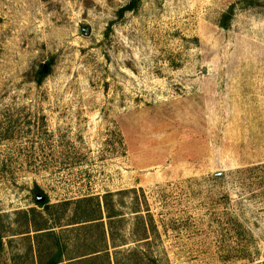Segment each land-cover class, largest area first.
Returning a JSON list of instances; mask_svg holds the SVG:
<instances>
[{
    "label": "rangeland",
    "instance_id": "1",
    "mask_svg": "<svg viewBox=\"0 0 264 264\" xmlns=\"http://www.w3.org/2000/svg\"><path fill=\"white\" fill-rule=\"evenodd\" d=\"M130 2L0 0V264L90 253L74 203L131 190L113 260L264 264V0Z\"/></svg>",
    "mask_w": 264,
    "mask_h": 264
},
{
    "label": "trees",
    "instance_id": "2",
    "mask_svg": "<svg viewBox=\"0 0 264 264\" xmlns=\"http://www.w3.org/2000/svg\"><path fill=\"white\" fill-rule=\"evenodd\" d=\"M139 0H131V2L122 7L118 11V15L122 17L127 12H132ZM233 9L231 8L229 13H232ZM41 74L45 75L44 70H41ZM129 193L137 194V190L131 191H120L117 193H107L100 198H85L76 201L74 216H75V225L73 227V231L81 236L83 233H87L90 230L97 231V238L94 239L92 246L93 251L90 253H86L84 255L73 257L69 259H64L65 252L67 250V246L61 243V239L58 235H56L55 231H51L52 228H47L44 230H48L47 232L41 233L46 234L42 236H51L55 238V248H57V252L55 257L49 259L45 264H63L66 261L67 264H96L99 259H104L106 264H121L117 255L120 252L115 253L114 260L110 254L111 248H119L121 246H125L128 243L122 241L121 244H116V224L121 221H116L117 217H120L121 211H119V207H123L125 202L123 200V196ZM118 197V200L115 198ZM37 203L42 207L45 206L47 210L50 208L62 207L66 206L69 203H63V205H48L47 200L37 201ZM132 213L137 214L136 219L138 221V232H139V240L135 242L144 241L142 246L150 247V239L151 235L157 232V225L154 222L152 215L150 214L149 205L146 199H144V205L146 207V212L149 215V222H147L142 214V203L138 196L135 197L133 202L131 203ZM73 224V225H74ZM42 231V230H37ZM80 240V238H79ZM2 247V243L0 244V248ZM130 252H123V256L126 258V262L132 264L133 262H137V264H157V261L149 255V252H139V248L129 250ZM114 261V263H113Z\"/></svg>",
    "mask_w": 264,
    "mask_h": 264
},
{
    "label": "water",
    "instance_id": "3",
    "mask_svg": "<svg viewBox=\"0 0 264 264\" xmlns=\"http://www.w3.org/2000/svg\"><path fill=\"white\" fill-rule=\"evenodd\" d=\"M90 32H91V29L90 28H87L86 29V35H90ZM47 71V67L45 66L44 67V72H46ZM44 199L42 198V197H38L37 198V201H43ZM0 243H1V241H0Z\"/></svg>",
    "mask_w": 264,
    "mask_h": 264
}]
</instances>
